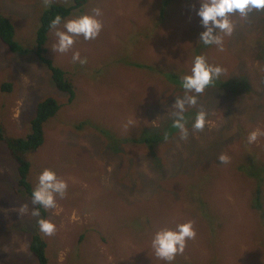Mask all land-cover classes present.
I'll return each mask as SVG.
<instances>
[{
    "label": "rangeland",
    "instance_id": "obj_1",
    "mask_svg": "<svg viewBox=\"0 0 264 264\" xmlns=\"http://www.w3.org/2000/svg\"><path fill=\"white\" fill-rule=\"evenodd\" d=\"M73 2L0 0L2 14L13 21L15 38L26 49L11 52L0 40L4 133L26 136L37 104L55 97L60 110L45 124V143L21 153L31 161L34 186L44 169L68 183L67 194L56 198L57 208L33 216L32 199L15 191L16 161L0 142V264H39L29 248L34 235L47 242L52 264H168L152 248L154 232L189 221L196 237L186 243V264L196 262L192 255L201 264L215 258L221 264H264V216L249 206L252 188L242 182L245 171L237 166L249 156L258 163L264 159V10L232 14L234 30L221 33L219 47L198 43L204 31L197 15L200 0L173 1L159 24L164 0H89L48 35V57L68 72L75 86L70 101L35 49L44 10ZM96 8L103 24L99 36H77L71 49L55 53V33L64 30V22ZM77 52L86 63L73 60ZM198 55L222 67L224 76L223 83L198 94L194 107L206 113L204 129L193 132L192 124L186 125L187 139L175 129L169 147L158 150L161 159L146 158L128 137L172 123L176 97L185 94L157 83L158 67H180L190 74ZM142 62L155 65L146 71ZM4 83L11 90H4ZM257 130V140L249 143L250 133ZM222 154L227 163L219 160ZM209 169L218 173L208 176ZM133 172L137 176L131 179ZM215 214L224 217L225 225L217 238L212 230L196 228L204 225L202 215ZM40 218L56 225L53 235L40 232ZM142 236L145 242L137 244Z\"/></svg>",
    "mask_w": 264,
    "mask_h": 264
},
{
    "label": "trees",
    "instance_id": "obj_2",
    "mask_svg": "<svg viewBox=\"0 0 264 264\" xmlns=\"http://www.w3.org/2000/svg\"><path fill=\"white\" fill-rule=\"evenodd\" d=\"M89 0H74L73 4L65 5L62 3H54L50 7L44 10L40 17V25L36 33V49L35 53L42 63H44L51 73L52 80L55 86L69 94L70 101H73L76 95L75 86L68 74V72L62 67L56 65L53 60L48 57L47 54V42L49 39V33L52 28L51 21L55 18L56 15H61L62 22L71 15V13L76 9L83 8ZM175 0H164L163 8L161 10V17L159 21L155 24L162 23L165 19L168 9L171 7L172 2ZM200 18V17H199ZM157 26V25H156ZM164 29V28H163ZM162 29V30H163ZM16 27L11 19L2 14L1 4H0V40L11 52H22L26 50L19 41L15 38ZM160 35V34H159ZM159 38V36H158ZM155 64L149 62H142L139 66L142 70L150 71ZM157 66V65H156ZM158 67V66H157ZM186 69V68H185ZM138 73V71H137ZM157 74V83L166 82L174 86L173 88L177 89V92L181 94L185 93V90L181 87V78L186 75L183 69L173 68L168 71L160 70L158 67ZM224 81V76H220L218 79H215L209 88L221 84ZM4 90H11V85L9 83L3 84ZM193 94V93H192ZM167 96H165V100ZM167 102V100H166ZM191 109L187 110V124H192L198 109L196 107H189ZM60 110V104L58 100L53 96H48L41 100L36 106V112L34 117L30 122V132L23 137H7L4 133L3 126L0 122V142L5 143L8 151L10 152L12 158L16 161L18 169V182L16 192H19V189L27 194V197L32 199V191L36 187L34 186L31 180V161L25 158L21 152L37 151L43 146L46 141V132L45 124L54 116L58 114ZM173 122L167 124L165 128L161 127L160 131H137L132 132L128 137V140L135 145L143 152L146 158L151 156L153 160L161 159L159 148H167L170 145V136L175 128L172 126ZM178 132V131H176ZM175 133V132H174ZM248 146V145H247ZM245 162H237L238 170L245 171V174L242 176V182L247 186L251 187L249 206L253 207L254 211L261 212L264 216V159H261L260 163L255 161L253 156L244 159ZM240 168V169H239ZM208 176L210 173H218L212 169L207 170ZM241 171V172H242ZM135 172L131 173V179L136 177ZM130 179V180H131ZM192 197V201H193ZM34 208H39L41 215H46V209L42 206L34 205ZM201 218L204 220L203 226H196V228L203 229L204 227L209 231L214 232V236L217 238L218 235L222 234L225 231L224 217L220 214H215L213 218L209 216L202 215ZM195 228V225H193ZM264 227V223H263ZM141 231V228H140ZM158 232L155 231L154 234ZM209 235V233H207ZM140 237L136 242L144 243L145 239L152 237L151 234ZM29 248L32 253L36 256L39 264H52L48 255H47V242L40 235H34ZM194 254V253H192ZM189 254V255H192ZM193 259L196 261L194 264H201L194 255ZM178 257V258H177ZM188 257L185 252L177 254L174 264H186ZM172 263V264H173ZM191 264V263H188ZM208 264H221V261L217 258L210 260Z\"/></svg>",
    "mask_w": 264,
    "mask_h": 264
},
{
    "label": "clouds",
    "instance_id": "obj_3",
    "mask_svg": "<svg viewBox=\"0 0 264 264\" xmlns=\"http://www.w3.org/2000/svg\"><path fill=\"white\" fill-rule=\"evenodd\" d=\"M253 10H264V0H200L197 15L200 17L204 31L200 33L198 43L222 47L221 33L231 35L234 30L229 17L234 13L247 16ZM100 15L101 10L96 8L92 14L85 13L65 21L64 30H57L55 33L56 43L52 48L54 52L63 53L71 49L77 36H83L85 40L96 39L103 29ZM61 22V15H56L50 26L56 28ZM73 60L81 64L86 63L78 52L73 55ZM222 72V67L209 64L203 55H198L193 61L190 74L181 78V87L185 90V94L182 97H176L173 104L175 111L172 112V126L179 130L181 139H187L189 136V129L186 126L187 109L197 104L198 94H202L215 79L221 76ZM205 125L206 113L198 112L191 125L192 131H202ZM259 135L258 130L251 132L248 142L254 143ZM219 160L227 163L228 157L222 154ZM67 189V181L60 178L54 170L44 169L32 191V204L42 206L44 209H55L57 196L63 198L67 194ZM32 215L39 217L41 215L39 208H34ZM38 225L40 232L45 235L51 236L56 231V225L49 219L40 218ZM195 237V228L189 221L178 224L175 229L165 228L156 232L152 240V248L157 257L172 264L176 255L184 252L187 241Z\"/></svg>",
    "mask_w": 264,
    "mask_h": 264
}]
</instances>
